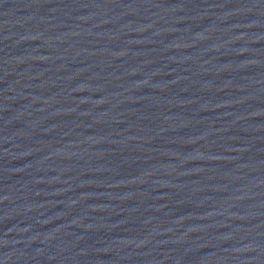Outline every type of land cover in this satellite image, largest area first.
Instances as JSON below:
<instances>
[{
  "label": "water",
  "instance_id": "1",
  "mask_svg": "<svg viewBox=\"0 0 264 264\" xmlns=\"http://www.w3.org/2000/svg\"><path fill=\"white\" fill-rule=\"evenodd\" d=\"M0 264H264V0H0Z\"/></svg>",
  "mask_w": 264,
  "mask_h": 264
}]
</instances>
